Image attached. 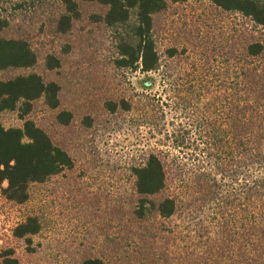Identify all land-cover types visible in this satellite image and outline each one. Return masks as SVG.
<instances>
[{"label": "trees", "instance_id": "trees-1", "mask_svg": "<svg viewBox=\"0 0 264 264\" xmlns=\"http://www.w3.org/2000/svg\"><path fill=\"white\" fill-rule=\"evenodd\" d=\"M184 1L0 0V72L22 70L0 75V112L16 111L22 119L19 126L0 121V196L6 201L24 203L32 184L45 183L75 165L67 148L44 125L27 117L34 103L41 101L54 111L57 126L66 128L77 121L73 111L60 106V83L34 69L40 60L45 69L57 68L60 57L47 52L40 58L28 35L10 33L16 19L48 14L40 30L48 25L59 35H68L75 27L102 32L113 47L112 67L146 76L138 107L125 97L107 98L103 106L111 115L137 109L139 124L160 134L159 141L147 147L139 160L129 161L132 191L125 203L114 205L117 230L107 235L105 248L83 255L79 264H123V249L130 250L129 264H169L166 251L158 253L153 245L171 241L170 227L155 220L184 216L196 221L189 231L191 264L222 260L264 264V65L259 64L264 43H244L232 77L227 76L232 66L227 57L221 69L225 77L215 88L205 64L175 69L170 60L184 54L186 47L179 53L176 47L160 52L155 22L170 5ZM208 1L246 17L253 27L264 28V0ZM64 45L68 50L69 42ZM150 73L161 78L156 94H164L169 102L146 92L157 84ZM167 112L187 113L188 121L181 117L166 121ZM82 121L92 126L93 114H84ZM123 225L130 234L118 236ZM41 227L38 214H27L13 226L12 235L30 243ZM0 264L23 263L14 249L7 248L0 253Z\"/></svg>", "mask_w": 264, "mask_h": 264}, {"label": "rangeland", "instance_id": "rangeland-1", "mask_svg": "<svg viewBox=\"0 0 264 264\" xmlns=\"http://www.w3.org/2000/svg\"><path fill=\"white\" fill-rule=\"evenodd\" d=\"M47 15L19 17L9 32L28 35L40 58L47 52L60 57L57 68L45 69L40 60L34 69L60 83V106L73 111L77 121L66 128L57 126L53 122L54 111L41 101L34 103L27 117L44 125L72 154L75 165L72 171L45 183L32 184L29 197L22 204L11 203L0 196V253L7 248L14 249L23 264H79L83 255L97 254L105 248L107 235H114L117 230L113 227L114 205L125 203L132 191L127 165L132 159L139 160L147 147L158 143L160 134L139 124L137 109L111 115L103 106L107 98L125 97L138 107L142 103L138 93L145 91L142 84L146 76L140 72L116 71L111 64L113 47L102 32H86L75 27L68 35H59L48 25L40 30V23L47 21ZM155 36L160 52L176 47L179 53L186 47L184 54H176L170 60L175 69L182 64L184 67L192 63L205 64L212 71L208 79L215 88L225 77L221 69L226 58L230 57L229 65H232L227 76L232 77L242 46L253 40L264 43V28L253 27L246 17L223 11L208 0H186L170 5L156 16ZM66 42L69 48L65 51ZM259 61L262 67L264 52ZM21 71L7 69L0 75L8 77ZM149 75L156 78L157 84L146 92L154 98L161 97L163 103L169 102L164 94H156L161 83L159 75ZM87 113L94 117L90 127L82 121ZM187 116V113L167 112L165 119L175 121L181 117L188 121ZM0 121L4 126L22 123L16 111L0 112ZM31 213L39 215L42 227L31 236L30 243H26L12 235V228ZM195 222L189 216L170 221L156 218L157 225L170 227L171 241L153 245L158 253L166 251L169 264L181 261L191 264L187 260L192 250L189 231ZM123 228L122 232H116L118 236L130 234L126 225ZM129 252L121 250L123 264H129ZM240 256L239 253L238 260ZM228 263V260L221 262Z\"/></svg>", "mask_w": 264, "mask_h": 264}]
</instances>
